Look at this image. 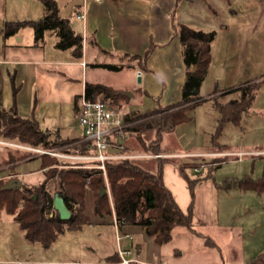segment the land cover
<instances>
[{
    "label": "rangeland",
    "instance_id": "1",
    "mask_svg": "<svg viewBox=\"0 0 264 264\" xmlns=\"http://www.w3.org/2000/svg\"><path fill=\"white\" fill-rule=\"evenodd\" d=\"M4 1L1 10L4 21H38L43 17L40 0ZM55 1L59 16L68 19L77 33L81 21L72 8L80 0ZM228 1L234 2L233 5L228 6ZM183 5L185 8H180L178 13L183 25L216 33L209 69L200 88L201 99L186 111L185 122L162 133L158 154L164 156L136 160V164L151 172H157L161 164L162 177L164 174L171 185L173 193H170L174 194L182 211H186L190 195L178 166H183L190 180L207 176L194 191L193 213L197 224L193 231L176 227L172 242L163 248L139 226L122 227L118 232L132 237L125 241V248L131 250L132 259H137L134 264H160L162 261L169 264L168 253L173 248L184 252L183 262L206 264L216 252L202 251L205 237L221 249L226 264L250 263L264 253V192L239 187L226 190L223 184L230 179L254 183L264 180V0H192ZM233 6L240 9L233 10ZM172 37L173 34L158 47L154 42L149 44L151 63L141 70L140 82L134 78L129 65L136 67L140 62L131 57L103 58L107 63L122 66L121 69L117 72L101 69L95 71L92 78L115 89L124 88L122 92H133L135 96L139 95V90H146L148 97L139 104L144 105V109H164L174 104L175 86L169 77L177 75V67L173 61L164 63L165 59L162 60L157 52V48L163 50L168 46L164 49L170 48L168 59L176 55L180 59L179 41L173 43ZM7 40L8 44L22 45L27 52L8 56V50L5 59L8 62H0V108H10L14 104L19 117L34 119L41 129L53 132L55 143L52 150H43L0 140V179L3 182L17 180L32 193L42 184L43 173L48 169L40 171L42 161L44 165L56 164L58 169H91L95 165L76 125L72 107L75 96L81 93V68L69 64L74 61L70 53L55 48L54 37L45 39L42 50L27 48L33 41L29 27L21 28ZM3 43L0 32V56ZM218 71L222 73L219 76L216 75ZM260 82L261 86L255 89ZM166 84L170 88L169 103H165V96H162L165 92L162 86ZM241 86H246L249 94L255 92V99L239 122H226L221 126L218 107L238 100L240 92L237 89ZM111 101V105L126 116L128 141L135 144V151L124 153H143L144 147L153 148L157 143L154 132L132 131L139 127L134 119L140 117L141 112H133V104L125 96ZM189 153L196 155H184ZM23 156L25 159L17 161ZM104 183L109 196L106 179ZM46 188L50 194H55L57 180L50 181ZM90 203L88 199L85 208L89 224L78 230H66L48 248L28 242L13 217L0 211V264H119L114 219L112 224L108 216L95 215Z\"/></svg>",
    "mask_w": 264,
    "mask_h": 264
},
{
    "label": "trees",
    "instance_id": "2",
    "mask_svg": "<svg viewBox=\"0 0 264 264\" xmlns=\"http://www.w3.org/2000/svg\"><path fill=\"white\" fill-rule=\"evenodd\" d=\"M40 2L43 6V17L40 20L6 22L2 29L4 36L11 37L21 28L29 27L33 31L34 47H43L46 37L53 36L56 39L54 46L57 50L68 51L74 58L80 59L83 42L81 35L71 28L68 19L59 16L55 0H40ZM176 34L185 66L180 100L164 109H154L134 119L139 122V127L132 131L154 132L157 139L154 147L150 149L144 147L142 154L159 155L162 133L170 132L177 125L185 122L187 120L186 111L198 104L201 99L200 88L209 69L211 45L216 33L193 30L185 25H179ZM90 42L91 40L88 41L89 44ZM149 54L150 50H147L142 56L133 55L131 58L140 62L139 67L144 69ZM92 66L114 72L122 67L111 64ZM260 86L261 82L256 85L255 89ZM247 89L246 86L239 87L237 89L240 92L238 100L229 101L218 107L221 126L226 122H239L241 116L251 107L255 92L249 94ZM84 95L86 99H100L110 104L112 99L121 96L106 85L99 83H86ZM77 100L78 98L74 102L75 108ZM162 111L164 113L158 115ZM127 131L125 129L124 152L135 151V144L132 145L128 141ZM57 132H54L55 135ZM52 135L53 132L41 129L34 119L19 117L14 104L10 108H0V140L14 141L32 148L52 150L55 146ZM55 166L56 164L44 165L42 161L40 171L48 169L43 173L42 184L32 193L22 187V184L17 189H5L4 186L10 181L3 182L0 179V211H5L13 217L25 239L30 243H39L43 248H48L66 230H78L83 225L89 224V218L85 214L88 199L91 200L90 204L95 215L108 216L112 224L114 219V224L119 230L124 226H139L158 246L170 242L172 230L175 227L194 230L192 222L194 191L207 179V176L190 180L185 175L183 166H178L180 173L187 181L190 195L189 205L186 211H182L163 184L161 164L157 172L145 170L136 164V160L128 159L107 161L104 172L95 168L58 169ZM104 179L108 183L110 198ZM52 180H57L56 193L62 197L71 213L67 221L60 220L53 208L54 194H50L46 188ZM231 187L244 190L253 189L261 193L264 192V180L259 183L234 179L224 181V189L228 190ZM102 190L105 191L103 194H101ZM205 243L209 247H215L213 241L207 237H205ZM117 258L119 260V257ZM252 264H264V253L258 255Z\"/></svg>",
    "mask_w": 264,
    "mask_h": 264
},
{
    "label": "crops",
    "instance_id": "3",
    "mask_svg": "<svg viewBox=\"0 0 264 264\" xmlns=\"http://www.w3.org/2000/svg\"><path fill=\"white\" fill-rule=\"evenodd\" d=\"M191 1L192 0H100V1L80 0L77 3H74L72 12L76 16V18L81 21V27L78 28L77 34L81 35V37L83 38L81 58L76 59L70 54L74 58V61L69 64L80 67L81 75H82L80 81L81 93L75 96V99L72 104L73 112L75 115L74 117L76 118V108L74 107V102L84 92L86 83L103 84L117 93L122 92L124 90V88L123 90L115 89L112 86H109L101 81H98L96 78H92V75L94 74L95 71L101 70V68H94L92 65L110 64L105 62V60L103 59L106 57L128 59L133 55L142 56L147 51L150 43L154 42L155 44H157L158 47L159 45H162L163 43L167 42L172 34H173L172 37L173 43L176 44L178 40L176 30L179 25H183L182 20L178 15V13L180 11V8H182V10L185 8L183 4L189 3ZM4 2H5L4 0H0V32L4 40L2 55L0 56L1 63H4V61L8 62V60H5L8 55V50L10 53V55L8 56H18L21 53L27 52V50L24 49L25 47H23L20 44H15V45L8 44L7 39L9 37H5L2 32L4 23L7 22L1 19L2 17L1 10L2 8L4 9ZM233 3L234 2L228 1V6H232ZM237 7L238 9H240L239 6ZM237 7L233 6V10H235ZM47 37H53V36H47ZM89 40H91L90 44L88 43ZM104 42H106L107 45L104 44ZM178 46H179V54H180L181 46L180 45ZM27 48L33 51H37V50H42L44 46L40 48H36L33 46V41H32V44L30 46H27ZM165 48H163V50H159L160 48H157V52L160 53V57L162 58V60L165 59L163 61L164 63L173 61L175 63V67H177L176 68L177 70L175 71L177 72V75L175 74L170 76L169 81L173 82L172 84L175 86V95H174L175 97L173 101L178 102L180 100L181 87L184 81L185 66L182 61L183 66L181 67L180 59L182 58V56H180V59H179V55H176L173 59H168L169 56H167V52L169 53L170 48L164 50ZM62 52H68V51H62ZM149 57L150 56H148V58L146 59L145 65L151 63ZM81 63H85V67H82ZM111 65H115V64H111ZM129 65L133 71L134 78L137 79L138 82H140L141 79L136 78V72L137 71L141 72L142 68H140L139 66L135 67L131 64ZM158 74L161 76L162 73L159 72ZM161 77H163V75ZM150 81L151 78L148 83H145L146 87L149 85ZM162 88H165V92L162 94L163 97L165 96V101H166L165 103L171 102V100L168 98V92L170 91L169 85L168 84L163 85ZM139 92H140L139 95L135 96L134 93L132 92L131 97H127L130 103L133 104L131 110L135 113L141 112V114L151 111L149 109H144L143 108L144 105L143 106L139 105L144 101V98L148 97L146 90H139ZM154 109L155 108H152V110ZM184 155L193 156L196 154L189 153ZM163 156L164 155H162V157ZM162 180L164 186L169 191H171V193H173L171 185L166 182L164 174ZM182 182L185 186L186 183L183 180ZM200 185H198L196 189H198ZM172 196H174V194ZM173 199L176 201L175 196ZM211 208H212V201L210 199V210ZM194 220H195V213H193L192 222L193 225L196 226L197 223H195ZM124 227H128V226H124ZM117 230L119 229L117 228ZM122 235H129V234L122 233ZM126 240H132V237L130 236V238H125L122 241V245H124V247L127 246V244L125 243ZM171 242H172V238L170 242L167 244H170ZM167 244H164L162 246H158L157 244L156 245L159 248H163ZM202 245H203L202 251L207 249L210 250V252L211 251L216 252V254H214L213 257L211 258L209 257L210 259L207 260L206 264H226L223 261V255L221 249H219L216 244L215 247H211V248L206 246L205 243L203 242ZM136 249L140 250V247L136 246ZM176 249L178 250V248H173V250L168 253L170 256L169 264H189L188 262L181 261L184 256L183 255L184 252L183 251L180 252V250H178V253L175 254ZM160 264H168V263L162 261L160 262ZM244 264H252V262L250 263L246 262Z\"/></svg>",
    "mask_w": 264,
    "mask_h": 264
},
{
    "label": "built area",
    "instance_id": "4",
    "mask_svg": "<svg viewBox=\"0 0 264 264\" xmlns=\"http://www.w3.org/2000/svg\"><path fill=\"white\" fill-rule=\"evenodd\" d=\"M81 66L85 67V63H81ZM141 75L140 71L136 72V78H140ZM76 125L81 130V137L91 151V158L95 160V165L91 168L100 169L104 172L107 161L162 157L154 154L124 153V141L126 139L124 114L108 102L100 99H86L84 92L77 100ZM115 227L117 229L116 225ZM125 238H130V236L122 235L117 230L116 245L120 259L119 264L137 263V259L131 258V250L121 244Z\"/></svg>",
    "mask_w": 264,
    "mask_h": 264
},
{
    "label": "water",
    "instance_id": "5",
    "mask_svg": "<svg viewBox=\"0 0 264 264\" xmlns=\"http://www.w3.org/2000/svg\"><path fill=\"white\" fill-rule=\"evenodd\" d=\"M221 71H218L216 73L217 76L221 75ZM121 96H125V97H131V93L128 92H119L118 93ZM21 186V182L17 181V180H12L10 182H8L4 188L5 189H17ZM105 191L102 190L101 194H103ZM53 208L54 210L58 213V217L60 220L62 221H67L70 216L71 213L69 212V210L67 209L62 197L59 194H54L53 197Z\"/></svg>",
    "mask_w": 264,
    "mask_h": 264
}]
</instances>
